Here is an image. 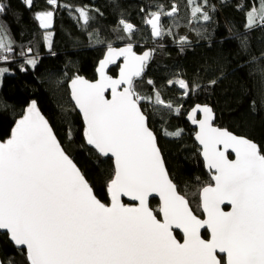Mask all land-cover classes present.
<instances>
[{"label": "snow or ice", "instance_id": "1", "mask_svg": "<svg viewBox=\"0 0 264 264\" xmlns=\"http://www.w3.org/2000/svg\"><path fill=\"white\" fill-rule=\"evenodd\" d=\"M26 3L31 7L32 0ZM5 11L0 4V14ZM77 11L87 23V13ZM201 12L195 8V13ZM52 15L44 12L36 19L48 28ZM202 15L205 21L210 19L207 12ZM259 15L264 23V3ZM248 16L251 28L256 13ZM159 20L160 14L154 13L147 21L153 37L162 35ZM120 24L126 33L133 31L131 23L121 20ZM12 51L11 41L0 35V63L10 62ZM21 55V71L26 70L24 65L36 67L35 57ZM150 55L136 56L131 45L119 50L109 46L101 68L124 56L119 79L101 72L97 83L77 76L69 85L71 100L83 116L87 144L115 158V174L108 184L111 206L92 194L34 102L16 122L11 137L0 143V229L26 250L27 264H222L217 252L226 254L227 264H264V155L255 143L212 127L211 109L204 107L205 119L199 122L196 138L203 145L207 167L215 170V184L200 193L207 218L194 215L168 179L155 137L138 106L145 98L137 93L134 78L141 76ZM7 71L0 68V76ZM121 85L126 86L118 91ZM179 86L188 87L183 80ZM106 87L112 90L111 100L104 99ZM156 101L162 103L159 93ZM165 106L173 108L171 103ZM166 134L178 136L180 132ZM220 143L235 152V160L217 150ZM153 193L160 197L162 220L148 205ZM121 195L138 201V206L121 204ZM224 203L231 205L230 212L221 210ZM204 227L211 233L209 240L200 237ZM172 228L183 232V243L175 239Z\"/></svg>", "mask_w": 264, "mask_h": 264}, {"label": "trees", "instance_id": "2", "mask_svg": "<svg viewBox=\"0 0 264 264\" xmlns=\"http://www.w3.org/2000/svg\"><path fill=\"white\" fill-rule=\"evenodd\" d=\"M218 1L56 0L53 11L48 0H32L30 9L25 0H0L6 9L0 14V35H6L13 49L10 62L0 63L9 70L0 84V142L10 138L27 107L36 103L96 199L108 205L113 162L86 146L85 128L71 103L67 85L77 76L96 80V68L106 46L137 42L136 53L151 51L144 75L135 80L137 93L145 98L139 103L141 111L157 138L178 193L202 218L199 194L212 183L192 139L193 131L184 120L189 109L196 104L209 105L215 113L216 126L253 141L264 155V23L259 15L264 0H222L221 5ZM196 7L202 10L195 17L201 19L192 23L199 28L197 33H174L172 22L178 18L181 25L188 27L191 10ZM174 8L179 12L168 15ZM205 8L210 17L207 21L202 15ZM78 9L87 13V23L80 18ZM48 11L54 14L55 21L49 48L36 19L37 14ZM250 12L256 13L251 28ZM154 13L160 14L162 35L158 41H153L147 22ZM121 20L133 25L131 33L123 30ZM181 38H185L183 43ZM21 52L37 59L35 68L24 65L26 70L21 71ZM116 73L117 67L108 72L111 77ZM176 79L185 82L187 93L170 85ZM212 80L216 81L214 85ZM156 93L173 108L153 105L150 101ZM177 131H184V144L170 141L166 150L160 135ZM176 149L183 156H178ZM200 173L206 175L207 181L199 178ZM123 205L130 206L125 201ZM149 207L159 218L158 201H150ZM175 236L181 241L178 233ZM202 236L206 238V232ZM0 259L2 264H27L25 252L15 249L6 234H0ZM220 260L224 264V258Z\"/></svg>", "mask_w": 264, "mask_h": 264}, {"label": "water", "instance_id": "3", "mask_svg": "<svg viewBox=\"0 0 264 264\" xmlns=\"http://www.w3.org/2000/svg\"><path fill=\"white\" fill-rule=\"evenodd\" d=\"M25 4H26L27 9H30V7H29V6L27 5V3H26V0H25ZM37 22H38V27H39V29H40L41 32H50V31H52V30L54 29V22H55V21H54V14L52 15V17H51V19H50V27H48V28H42V27L40 26V21L37 20ZM148 26L150 27V30H151V37H152L153 41H158V40L160 39V36H159V37H153V35H152V26H151V24H148ZM159 27H160V23H159ZM127 46H128V45H117V46H114V47H112V48H113V49H117V50H119V49H124V48H126ZM131 51H132V53H134L136 56H142L145 52H149V53L151 54V51H149V50L144 51V52H142V53H140V54H139V53H136V52L134 51V45H131ZM107 55H108V49L105 51V53H104L102 59L98 62V65H97V68H96V74H97L96 80H94V81H89V80L85 79L84 77H81V78H83L84 80L88 81L89 83H93V84H94V83H97L98 81H100V79H101V72H102L104 75H106L107 77H109V78H111V79H114V80H115V79H119V77H120V68L124 65L125 57H124V56L116 57L114 63H113V62H110V61H109V62H106L105 65H104V67L101 68V61H104ZM150 57H151V55H150ZM150 59H151V58H149V60L146 62V65L149 64ZM118 64H119V68H118V70H117V74H116V76H115V77H111V76L108 74L109 70H110L111 68L115 67V66L118 65ZM98 69H100V71H98ZM144 73H145V69H144V71L142 72L141 76L138 77V78H134V80H138V79H140V78L144 75ZM73 79H74V78H73ZM70 82H71V81L68 82V85H67V86H68L69 96H70V100H71V91H70V88H69ZM125 86H126V85H121L120 88L118 89V91H122L123 88H124ZM103 96H104V99H106V100H111V99H112V90H111L110 87H106V88L104 89ZM32 103H33V102H32ZM32 103H30V105H31ZM71 103H72L73 106H74V102H73L72 100H71ZM30 105H29V106H30ZM29 106H28V107H29ZM35 106H36V110H37V112H39V114H40V115H41V116L47 121V119L44 117V115H43V114L40 112V110L38 109L36 103H35ZM138 106H139V105H138ZM28 107H27V109H28ZM74 107H75V106H74ZM139 107H140V106H139ZM204 107H208V108L211 109V116H212V119L210 120V124H211L212 127L217 128V129L222 130V131H227L229 134L234 135V136H236V137H238V138H244V139H247V138H246V137H243V136L236 135V134H234V133L228 131V130L225 129V128H220V127L216 126V125H215V113H214V111L212 110V108H211L209 105L196 104V105L193 106L192 109L189 111V113H188L187 116L185 117V122L188 124L189 128L193 131L192 139H193V141L195 142V144L197 145L198 149L200 150V158H201V160H202V162H203V168H204V171H205L206 174L209 176L210 181H211V183H212V186H214L215 182L212 180V174L215 172V170H214V169H211V170H210V169L207 167V163H206V161H205V159H204V156H203V145H201L200 142H199V141L197 140V138H196V137H197V134L200 132V124H199V122H200L201 120H204V119H205V114H204V112L202 111V109H203ZM27 109L25 110V113H26ZM75 109L77 110L79 116L81 117V120H82L83 125H84V128H85V124H84V120H83V116H82V114L79 112V109H78V108L75 107ZM143 114H144V113H143ZM24 115H25V114H24ZM145 117H146V116H145ZM47 122H48V121H47ZM145 123H146V126L148 127V120H147V117H146V121H145ZM48 124H49V123H48ZM49 126H50V124H49ZM50 128H51V126H50ZM51 129H52V128H51ZM148 129L153 133V136L155 137V140H156V147L159 149L160 156H161V159H162V161H163L164 169H165V171H166V173H167V175H168V179L173 183V181L171 180L170 175H169V173H168V171H167V169H166L165 161H164L163 155H162V153H161V151H160V148H159V146H158L157 138H156L154 132H153L149 127H148ZM52 132H53V130H52ZM11 134H12V133H11ZM53 134H54V132H53ZM54 136H55V134H54ZM10 137H11V136H10ZM55 137H56V136H55ZM56 139H57V138H56ZM7 140H8V139H7ZM7 140H6V141H7ZM247 140H249V139H247ZM6 141H4V142H6ZM249 141L252 142V143H254V142L251 141V140H249ZM57 142L59 143L58 139H57ZM84 142H85V144H86L87 147H90V148L94 149L93 146H90V145L87 144L85 137H84ZM0 143H3V142H0ZM59 144H60V143H59ZM255 144H256V143H255ZM256 145H257V144H256ZM60 146H61V145H60ZM215 147L217 148V150L224 152V153H225V156H226L229 160H235V159H236V154H235V152H234L230 147H229V148H225V145H224L223 143L217 144ZM61 148H62V146H61ZM257 148H258V150H259V152H260V149H259L258 145H257ZM62 150H63V148H62ZM63 151H64V150H63ZM94 151L98 154L99 157H101V158H108V159H111V160H112V162H113V168H114V174H115V158L112 157L110 153H109L107 156H104L103 154L99 153L96 149H94ZM64 152H65V151H64ZM65 154H66V153H65ZM66 155H67V154H66ZM67 156H68V155H67ZM68 157H69V156H68ZM69 158H70V157H69ZM70 159H71V158H70ZM71 160H72V159H71ZM72 162H73V160H72ZM73 163H74V162H73ZM74 165H75V163H74ZM75 166H76V165H75ZM76 167H77V166H76ZM77 169H78V167H77ZM78 170H79V169H78ZM79 172L81 173L80 170H79ZM81 175H82V174H81ZM86 182H87V181H86ZM88 185H89V184H88ZM173 185L175 186L174 183H173ZM207 186H209V185H207ZM89 187H90V186H89ZM205 187H206V186H205ZM90 188H91V187H90ZM175 189H176L177 194L180 195V196H182L181 194L178 193L176 186H175ZM202 189H203V188H202ZM202 189H201V191H202ZM201 191H200V193H201ZM92 194L94 195L93 191H92ZM182 197H183V196H182ZM183 198H184V197H183ZM184 199H185V198H184ZM200 199H201V198H200V194H199V201H200ZM152 200H156V201H158V203H159V207H160L161 201H160V197H159L158 194L153 193V194H151V195L149 196V198H148V205H150V201H152ZM185 200H186V199H185ZM108 201H109V204L106 205V206H111L112 200H111V194H110L109 191H108ZM123 201H125L126 203H128L131 207L138 206V204H139L138 201H134V200L130 199V197L126 196V195H121V196L119 197V202H120L121 204H123ZM186 201H187V200H186ZM187 202H188V201H187ZM188 206H189V204H188ZM189 208H190V206H189ZM220 208H221V210L224 211V212H230V211L232 210V209H231V205L228 204V203H224V204L220 205ZM190 209H191V208H190ZM151 210H152V209H151ZM191 211H192V210H191ZM200 211H201L203 217H202V218L198 217V218L201 219V220H205L207 217H206V214L204 213V211H203V209H202V207H201V202H200ZM192 212H193V211H192ZM153 214H154V212H153ZM193 214H194V213H193ZM154 215H155V214H154ZM194 215H195V214H194ZM157 218H158V217H157ZM158 219H160V220L163 219L162 214H161L160 212H159V218H158ZM171 231H172L173 236L175 237V239H176L179 243H183V242H184V234H183V232H182L180 229H178V228H172ZM204 232H206V234H207V237H206V238H204V237L202 236V234H203ZM175 233H178V234L182 237L181 241H179V240L176 238ZM0 234H6L7 237H8V241L10 242V244H12L13 247H14L15 249L20 250V251H24V252H25V256H26V250L17 247V246H16V245H15V244L9 239V234L6 232V230L0 229ZM200 237H201V239H204V240H209V239H211V233H210V231L207 229V227H204V228H201V229H200ZM217 258H218V259H220V258H224V264H227V257H226V254H222V253L217 252ZM0 264H2L1 259H0Z\"/></svg>", "mask_w": 264, "mask_h": 264}, {"label": "rangeland", "instance_id": "4", "mask_svg": "<svg viewBox=\"0 0 264 264\" xmlns=\"http://www.w3.org/2000/svg\"><path fill=\"white\" fill-rule=\"evenodd\" d=\"M24 1V0H23ZM49 4V3H48ZM51 5V7H52V10L54 11L55 10V8H53V7H55V5H56V3L55 4H50ZM179 12V10L178 9H176L175 8V11L173 12V10L171 11V12H169V13H172V15L171 16H175L177 13ZM195 8H192V10H191V16H192V19H191V23L190 22H188V23H186V26H188V27H185V25H181V22H180V20L177 18V19H175V21H173L172 23H173V27H174V33H179V31H184V30H186V33H189V32H194L195 34L197 33V30H199V28L197 27V26H192V23H195V21H198V20H200L201 18H198L197 20L195 19V17H196V15L198 14V13H195ZM180 29H182V30H180ZM3 35H5V34H3ZM6 36V35H5ZM4 36V37H5ZM45 36H47V40L45 39ZM51 37H52V33H51V31L50 32H44V34H43V38H44V42H45V44L47 45V47L49 46L50 47V42H51ZM7 38V37H6ZM136 40H137V38H135ZM9 40V39H8ZM137 44V42H128V43H122V44H120V45H136ZM139 45V44H138ZM109 46H111V47H113V46H115V45H109ZM109 46H106V49H109ZM48 47V48H49ZM147 66V65H146ZM0 68H4V69H7V67L6 66H0ZM146 68V67H145ZM8 70V69H7ZM9 74V70L7 71V72H5V74L3 75V76H0V84H1V81H2V78L5 76V75H8ZM182 79H176V80H174L170 85H176V86H178L184 93H187V88L186 89H184V88H181L180 86H179V82L181 81ZM185 83V82H184ZM140 95V94H139ZM156 95H157V93L155 94V96H154V99L152 100V101H150L153 105H155V106H160V107H163L165 104L162 102V103H160L159 105H157V101H156ZM141 97H142V95H140ZM144 99H142L141 100V102L143 101ZM159 100L160 101H162L161 100V97H160V95H159ZM25 114V113H24ZM180 132V135H178V136H176V135H168V134H161L160 135V138L163 136V139H162V144L163 145H165L166 147H164V148H166V150H167V148H168V144H170L171 142L170 141H179L181 144H184V140H183V137H184V131H179ZM169 133H172V132H169ZM166 137V138H165ZM167 137H171V138H173V140H170L169 138H167ZM166 139V140H165ZM168 139V140H167ZM165 141H167V142H165ZM183 147H184V145H183ZM90 148V147H89ZM176 153H178V156H179V154H180V156H183V153H181V151H179L178 149H176V151H175ZM166 164V163H165ZM204 173V172H203ZM203 173H200L201 175H202V177L201 176H199V178H201L203 181L205 180V181H207V178H206V175L204 174L203 175ZM175 176H176V174H175ZM173 177V176H172ZM174 178V177H173Z\"/></svg>", "mask_w": 264, "mask_h": 264}, {"label": "bare ground", "instance_id": "5", "mask_svg": "<svg viewBox=\"0 0 264 264\" xmlns=\"http://www.w3.org/2000/svg\"><path fill=\"white\" fill-rule=\"evenodd\" d=\"M219 3H220V5H221V3H222V0H219L218 1ZM204 12H207V10H206V8H205V11ZM38 29H39V27H38ZM40 30V29H39ZM114 47V46H113ZM192 109V108H191ZM191 109H189V111L191 110ZM189 111L186 113V115L184 116V120H185V117L187 116V114L189 113Z\"/></svg>", "mask_w": 264, "mask_h": 264}, {"label": "flooded vegetation", "instance_id": "6", "mask_svg": "<svg viewBox=\"0 0 264 264\" xmlns=\"http://www.w3.org/2000/svg\"><path fill=\"white\" fill-rule=\"evenodd\" d=\"M115 67H117V70H118V68H119V64L118 65H116ZM115 67H113V68H115ZM112 69V68H111ZM117 74V73H116Z\"/></svg>", "mask_w": 264, "mask_h": 264}]
</instances>
